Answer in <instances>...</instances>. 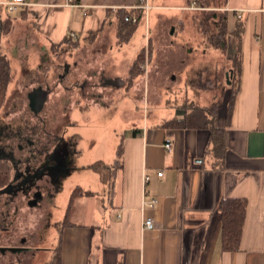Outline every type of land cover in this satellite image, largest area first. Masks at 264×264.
<instances>
[{"label":"crops","instance_id":"1","mask_svg":"<svg viewBox=\"0 0 264 264\" xmlns=\"http://www.w3.org/2000/svg\"><path fill=\"white\" fill-rule=\"evenodd\" d=\"M8 1L0 0V4ZM27 1V5L19 6L15 20L19 17L26 22L29 30L25 40L31 36L30 44H43L46 49L70 36L80 43L92 40V45H107L111 40L107 31L113 26L114 40L121 46L118 12L141 4L140 0ZM149 5V12L155 9V21L147 22V47L152 38L156 44L154 34L162 19L175 17L168 9H201L197 0L182 5L149 0ZM225 8L229 54L232 50L236 55L234 30L238 18L245 24L232 114L228 120V92L216 117L217 125L225 130V145L213 150L210 131L205 128L166 126L168 120L184 119L179 107L172 117L152 119L151 124L145 114V121H132V130L123 135V168L113 183L105 184L110 201L100 191L83 186L93 193L74 200L83 198L84 203L77 212L81 218L72 216L74 223L61 230L62 264H264V0H227ZM175 28L171 27V34ZM104 52L94 60L104 61V69L110 73L107 60L102 59ZM158 54L153 49L150 67H157ZM229 59L234 61L233 56ZM132 61L126 63L121 75L124 85ZM114 73L105 75L108 84ZM168 140L171 149L165 147ZM146 175H150L147 181ZM100 179L104 181L102 176ZM229 197L247 199L238 251L222 247L220 202ZM152 198L158 199L154 207L148 205ZM148 217L154 219L151 228L144 226ZM24 235L27 244L35 246L32 235Z\"/></svg>","mask_w":264,"mask_h":264},{"label":"rangeland","instance_id":"2","mask_svg":"<svg viewBox=\"0 0 264 264\" xmlns=\"http://www.w3.org/2000/svg\"><path fill=\"white\" fill-rule=\"evenodd\" d=\"M155 1L175 5L189 2ZM224 1L199 0V6H203L200 10L168 9L175 17L163 18L154 34L156 44L151 39L153 49L159 52L154 65L157 67H150L151 60L147 58L143 65L145 75L131 88L124 85L121 75L125 73L126 63L147 46L145 31L147 22L154 24L155 9L146 13L130 40L121 46L114 40L113 26L107 31L111 40L104 46L92 45L91 40L74 49L71 43L51 49L43 44L37 47L30 44L31 36L24 39L29 29L19 17L11 33L2 36L0 48L10 59L13 77L9 99L1 114L7 121L23 118L28 130L24 134L26 144L18 134L0 129V164H11L15 159L17 163L21 160L22 165L21 168L20 164L14 166V186L6 190L16 209L12 204L11 218L5 215V220L1 219L0 233H5V221L11 226L9 231L16 230L15 243H19L20 233L32 235L37 249L31 264L52 263L61 240V224L77 186L98 190L110 201L104 189L105 184L111 183L100 179L107 170L101 169L102 173L92 163L98 160L112 163L123 135L135 125L133 122L145 121L144 114L150 124L152 119L170 118L177 107L185 118V107L198 109L219 101L221 105L228 92L230 99L234 88L228 80L236 59L235 51L230 50L229 54L228 48L219 45L211 22V32L204 31L200 24L206 7L223 9ZM10 13L19 16L20 10ZM8 24L5 21L4 25ZM173 25L176 31L171 34ZM152 47L146 50L147 56ZM103 50L106 55L102 59L107 60L108 72L116 73L109 84L104 78L111 72L104 69V61L94 60ZM232 80L236 85L237 77ZM161 89L165 92H160ZM33 91L40 105L37 111L31 105ZM5 153H11V161L9 156L3 157ZM83 200L77 199L71 204L69 216L81 218L77 212L81 211ZM3 208L0 204L1 211ZM6 233L9 232L6 230Z\"/></svg>","mask_w":264,"mask_h":264},{"label":"trees","instance_id":"3","mask_svg":"<svg viewBox=\"0 0 264 264\" xmlns=\"http://www.w3.org/2000/svg\"><path fill=\"white\" fill-rule=\"evenodd\" d=\"M199 3V0H197ZM219 7V6H218ZM223 9H213V8H205L204 18L200 19V24L203 27L204 31L211 32L210 22L213 24L214 31H216L219 37V45L226 49L228 48V10L226 7V0L221 5ZM200 10V9H199ZM119 27H118V37L120 39V43L128 42L135 32L138 22L146 16V12L143 8H130V9H120L119 10ZM134 16L137 17V21H133ZM5 21L9 24L4 25ZM15 17L10 13L8 7L4 4H0V40L2 36H5L14 28ZM209 24V25H208ZM2 30L3 33H2ZM245 30V24L242 18H238L236 28L234 30V36L237 43V51H236V59L234 61V66L230 69V86L234 88L230 95V99L228 102V120H230L234 101L237 94V84H233V78L238 76L239 71L241 70V63L239 61V48L242 42L243 34ZM176 29H174V32ZM173 32V33H174ZM77 38L70 36L68 38H64L62 42L56 45H64L66 43H71L72 48L78 47L81 45ZM218 45V43H216ZM216 44L214 46H216ZM55 46V45H54ZM152 47V43H149L148 47H144L138 55L134 58L132 63L129 66V72L127 76V86L131 88L143 75H145L144 62L148 58L152 57L153 47L151 49L150 55L147 56L146 50ZM73 48V49H74ZM12 67L10 59L7 54L4 53L0 48V129H4L9 133L18 134L21 141L27 144L26 136L24 135L28 130V126L26 121L23 118H19L18 120L7 121L6 117L1 114V110L5 107L9 97H8V89L9 84L12 80ZM237 83V80H236ZM220 101L218 103H214L210 106H205L198 108L190 106L188 108L185 107V118L183 120H168L166 121V126H175L182 128H205L210 131L209 135V145L213 150H219L223 148L225 145V130L219 127L216 123V117L218 115ZM40 127V126H39ZM20 133V134H19ZM123 155H124V141L123 138L119 143L116 150V157L114 162L112 163H102L97 162L92 166L94 168H98V171L101 169L107 170L104 176L102 175L104 181H108L113 183L118 172L123 168ZM16 161L11 164H15ZM17 164V163H16ZM102 172V171H101ZM103 173V172H102ZM6 174V176H2ZM10 174L8 169H5L4 173H0V187H3L7 183H9L13 175ZM92 191L85 190L81 186H77L73 192L70 199L69 204V212L66 214L65 218L62 221V228L68 225H72L74 222L72 220L71 214L69 216L71 210V204L74 203V200L80 195H88L92 194ZM74 199V200H73ZM220 210L222 213V247L227 251H238L240 249V242L242 238L245 216L247 211V199L241 197H229L222 199L220 202ZM51 264H62L61 257V244L59 245L56 254L54 255L53 261Z\"/></svg>","mask_w":264,"mask_h":264},{"label":"flooded vegetation","instance_id":"4","mask_svg":"<svg viewBox=\"0 0 264 264\" xmlns=\"http://www.w3.org/2000/svg\"><path fill=\"white\" fill-rule=\"evenodd\" d=\"M6 156L7 157L9 156L10 158V160L8 161L12 160L11 153H7V154L5 153L3 157ZM3 161L5 162V160ZM12 161L14 162L15 159ZM20 161L21 160H19L18 163L15 162V164H6V163L0 164V173L1 172L4 173L5 169H8L10 171V174L14 176L15 173L14 166L19 165ZM20 165L19 167L21 168L22 165L21 166ZM2 176H6V174H3ZM14 181H15V176L12 178V180L9 183L4 185L3 187H0V204H2L4 207L2 211L0 209V222L2 218L3 220H5V218L9 215V213L11 212L12 204L14 207V211L16 209L14 200H11V194H9V192L6 191L8 188L14 186L13 184ZM9 218H11V215H9ZM4 224H5L4 225L5 233H0V264H30L34 254V250H32V248L37 249V247L27 244L28 237L27 235H24V233H20L19 243L18 244L15 243L13 239L15 237L14 234H16L15 232L16 230L9 231L11 226L7 225L5 221ZM6 230L9 233H6Z\"/></svg>","mask_w":264,"mask_h":264},{"label":"built area","instance_id":"5","mask_svg":"<svg viewBox=\"0 0 264 264\" xmlns=\"http://www.w3.org/2000/svg\"><path fill=\"white\" fill-rule=\"evenodd\" d=\"M141 4L136 6L137 8H143L145 10V12L147 13L149 11L150 5H149V0H140ZM28 1L27 0H10L7 2V7L10 11H15L19 8V6L21 5H27ZM201 7V6H200ZM202 8V7H201ZM84 12L87 13L86 8H84ZM133 21H137V17L134 16ZM165 147L167 149H171L172 148V142L170 140H168L165 143ZM158 174L161 175L162 171H158ZM150 179V175H146L145 181ZM158 202L157 198H152L148 203L149 206L154 207ZM154 225V219L152 217H148L145 219L144 221V226L147 228H151Z\"/></svg>","mask_w":264,"mask_h":264},{"label":"water","instance_id":"6","mask_svg":"<svg viewBox=\"0 0 264 264\" xmlns=\"http://www.w3.org/2000/svg\"><path fill=\"white\" fill-rule=\"evenodd\" d=\"M227 77H229V72H227ZM228 81L230 82V80H228ZM35 92H33L30 96H31V100H32V104L31 105H32L33 109L35 111H37L39 109L38 107H40V105L38 104V100H36V96H34ZM39 102H40V100H39Z\"/></svg>","mask_w":264,"mask_h":264}]
</instances>
